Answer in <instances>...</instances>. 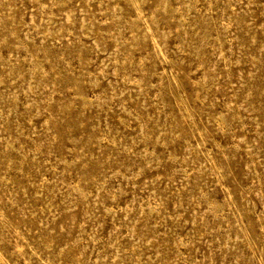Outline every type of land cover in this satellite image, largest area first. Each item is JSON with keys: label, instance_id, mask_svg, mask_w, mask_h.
Returning a JSON list of instances; mask_svg holds the SVG:
<instances>
[{"label": "rangeland", "instance_id": "obj_1", "mask_svg": "<svg viewBox=\"0 0 264 264\" xmlns=\"http://www.w3.org/2000/svg\"><path fill=\"white\" fill-rule=\"evenodd\" d=\"M0 264H264V0H0Z\"/></svg>", "mask_w": 264, "mask_h": 264}, {"label": "bare ground", "instance_id": "obj_2", "mask_svg": "<svg viewBox=\"0 0 264 264\" xmlns=\"http://www.w3.org/2000/svg\"><path fill=\"white\" fill-rule=\"evenodd\" d=\"M133 1V0H132Z\"/></svg>", "mask_w": 264, "mask_h": 264}]
</instances>
